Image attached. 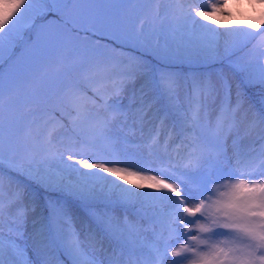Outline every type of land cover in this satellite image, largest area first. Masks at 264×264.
Listing matches in <instances>:
<instances>
[{
	"label": "snow or ice",
	"instance_id": "1",
	"mask_svg": "<svg viewBox=\"0 0 264 264\" xmlns=\"http://www.w3.org/2000/svg\"><path fill=\"white\" fill-rule=\"evenodd\" d=\"M130 2L0 0V54L6 40L10 46L17 40L26 45L25 36L30 40L33 31L37 38L31 49L26 48L30 55L17 72L10 71L6 77L0 63V193L7 153L9 175L26 174L45 192L57 191L68 198L46 200L29 233V213L37 210L36 198L24 204V194L17 190L6 205L0 195V264H264V144L256 163L254 157L246 159L240 143L242 126L247 133L264 125V108L249 119L242 114L239 92L233 102L230 88L222 91L210 77L193 75L189 83L178 73L158 67L216 59L220 55L216 38L222 35L245 38L225 42L228 59L252 40L256 43L250 54L264 58V0H248L255 15L245 18V13H238L241 18L232 20L236 27L228 25L227 33L212 25L225 26L224 20L233 18L231 9L242 7L240 0L232 4L200 0L187 6L178 0L170 12V29L163 25L159 29L163 44L152 43L157 29H149L145 22L128 27L122 6ZM155 14L159 17L160 10ZM97 37H111L116 47L144 48L146 56L116 63V55L93 51L82 61L81 79L65 83L56 100L60 120L68 109L72 135L58 141L57 128L50 126L38 139L31 132L28 139L21 138L13 94L33 88L46 62L63 60L65 53L79 55V45ZM234 70L249 84L264 85V62L237 60ZM138 80H143L139 89ZM129 87L130 105H138L135 118L143 123L153 114L161 126L173 121L164 148L167 152L175 135L183 149L179 159L170 157L153 166L134 161L121 150L114 129L122 130L129 119L118 99ZM181 90L184 101L178 103ZM161 97L168 104L153 113ZM27 114L32 117L30 126L51 123L43 109L30 107ZM160 136L159 130L149 136V154L160 144ZM229 138L232 157L227 155ZM73 201L92 209L91 220L109 241L107 249L101 244L104 260L87 253ZM6 208L7 239L2 231ZM129 208L135 210L136 219L130 218ZM119 209L123 214H118ZM144 220L148 227L141 223ZM148 232L153 239L144 236ZM84 238H94L91 226Z\"/></svg>",
	"mask_w": 264,
	"mask_h": 264
},
{
	"label": "rangeland",
	"instance_id": "2",
	"mask_svg": "<svg viewBox=\"0 0 264 264\" xmlns=\"http://www.w3.org/2000/svg\"><path fill=\"white\" fill-rule=\"evenodd\" d=\"M188 1L189 2L187 4L195 2L193 0H188ZM173 2L174 0H131L130 3L122 6L123 8L122 15L126 18L127 25L130 29L139 26L140 22H137V19L139 17H144L145 19H147L146 21L142 20L141 22H146L147 23L146 25L149 26V29L153 27L157 29V31L153 33L152 35V43L155 44L157 40H159V42L161 43L160 41L161 36L159 35L158 31L161 25H163L165 29H167V27L168 29H170L172 22H171V19L169 20V18H166L165 14L171 12V10L174 9ZM234 2L235 0H229L230 4ZM240 3L242 5L241 8L231 9V11L233 12V18L225 19L224 20L225 26L212 25V27H217L218 31L221 33H227L228 31H230V28L227 27L228 25H232V27H236V25L232 23V20L241 18L238 15V13H245L246 14L245 18H247V15H255V11L248 6V0H240ZM157 9H159L161 12V15L159 17L156 16L155 14ZM159 23L160 25H158ZM248 31H252V30L248 29ZM29 35L32 37V41L27 42L26 45H19L18 44L19 41L17 40V41H13L14 46H10L7 40L5 41V47H4L3 53L0 54V63H2L3 70H4L6 77L8 76L10 71L15 73L23 66V64L27 61L28 56L30 55V52L26 51V48L31 49V46L37 43L35 32L34 31L31 32L29 33ZM25 38H28V36H25ZM100 38H103V40H99V38L89 39L86 42L80 44L79 45V49H80L79 55H77L76 53H65L64 55L66 58L63 60L53 59V60L46 62L45 65L39 70L38 82L33 88H21L18 93L13 94L12 101L14 105V113L18 116L17 123H16V131L18 132L21 138L28 139L29 132H31V136L35 138L36 135L39 134L38 132L39 127L41 131H40V134L37 135L36 138H39L41 135H43L42 131L45 125L30 126L32 117L27 114L28 109L30 107L33 109H43L45 118L49 120H54V114H55L54 110L58 109L56 100L60 94L61 88L63 87L65 83L69 81H75V79L79 80L77 79L78 77H80L79 72L85 69V64L82 61L86 60L87 57L91 55L93 51L103 54L105 56L118 55L112 51L113 46L115 45L111 43V40H112L111 37H100ZM216 39L219 44V50H221V47L225 44L226 41L232 42L233 40H236V39L243 40L245 38L222 35V36H218ZM252 42H253L252 45L245 48L242 56H239V54H236L233 57L235 58L238 57L237 60L240 59L241 62H248L247 60H250L249 58L254 56L253 54H250V50L252 49L256 41L252 40ZM10 52L11 53L13 52L10 55V57L4 59L5 54H8ZM246 55H253V56L246 57ZM124 56H127V54L126 55L120 54L116 56L117 57L116 63H118L119 60H123L124 58L122 57ZM134 60L135 59L131 58V62ZM211 79L214 80V77L212 76ZM222 79L225 80L227 84L229 82V88L231 90V95H233L236 91V86L238 87V85L235 82V79H233L230 76L227 77L225 73ZM131 89L132 88L129 87L127 89V92H130ZM182 93H184L183 90H181L180 95ZM4 99H5V103L7 104L9 100L7 93L5 94ZM121 102L124 108H128L132 106L130 105V103L127 102L126 99H122ZM245 102L246 100L244 102L242 101L243 107L245 106ZM252 111H253L252 109L247 108L248 114ZM129 119L126 124L129 123ZM51 125L52 124H49L48 127H50ZM124 130H125V134L127 135L130 131V125H125ZM114 132H116L118 136L122 135L119 129H114ZM61 133H62L61 129L57 130L56 138H59ZM241 137L242 138H241L240 143L242 145L245 142L244 140L245 135L241 133ZM231 141H232V138H231ZM121 142L122 141L119 139V147L121 148L122 151H124L127 154V156L130 159L134 161H142L146 164H152L153 166H159V164L161 163L159 161L153 162V159H151V157L148 155H144L145 157H143L142 155L137 153L134 149L132 152L124 150V148H122L120 145ZM227 149H228L227 155L229 157H232L233 151H232V148H230L229 141L227 144ZM244 153L246 154V159H248L250 157L248 156L250 153L249 152L247 153L244 152ZM33 154L37 155L36 153H33ZM5 156L6 158H10L7 153L5 154ZM162 162H165V159ZM231 163L232 165L236 164V161L234 158L232 159ZM110 179H115V178L110 177ZM25 181L29 182L28 179ZM13 184H11V186H6V187L3 184V191L2 193H0V195L3 196V199L6 205L9 200L10 195L15 193L14 192L15 189H17L18 187V185L14 186ZM27 184L30 185V183H27ZM23 194H24L23 201L26 204L30 203V200L32 199L33 196L36 198L35 192L29 193L27 191H24ZM38 206H41L40 202H38ZM39 214H40V211L38 210H36L35 213H29V223H28L29 233H31L32 231V226H31L32 219L34 217H38ZM2 223H3L2 231L4 232L5 238L7 239L10 234L9 225H8L10 223V220H9L7 208L5 209V215L3 216ZM144 236L149 240L153 239L151 232L145 233ZM97 245L99 244L97 243ZM84 247L90 256L95 255L98 260L105 259V255L103 254V252L100 251L101 247L98 246L97 247L98 250H96L95 248H90L87 245H84ZM49 259L51 258L49 257Z\"/></svg>",
	"mask_w": 264,
	"mask_h": 264
},
{
	"label": "trees",
	"instance_id": "3",
	"mask_svg": "<svg viewBox=\"0 0 264 264\" xmlns=\"http://www.w3.org/2000/svg\"><path fill=\"white\" fill-rule=\"evenodd\" d=\"M177 3H178V0H174L173 4H174L175 8L177 6ZM167 18H169V20L171 19L170 13H169ZM143 20L146 21L147 19L144 18ZM141 21L142 20H139V21L137 20V22H140V23H141ZM158 25H160V23ZM167 29H168V27H167ZM262 30H264V29H262ZM158 33H159V31H158ZM160 41H161V43H164L162 37H161ZM252 43L253 42L251 41V43H249L248 46L252 45ZM224 45L221 47L220 55L216 59H198V60L193 61L192 63H187V62L179 63V62H176V63H169V64H166V65H160L158 67L163 68V70H165V71L178 73L180 75L181 79H182V74H184L185 76H191V77L193 75L198 76V77L199 76L209 77V75L212 74V73L216 74L218 70L221 71V72L228 73L230 75H234V77H236V79H237L235 82H236V84L239 87L238 92H239L240 96L243 97V98L246 97L245 98L246 99V107L253 110L252 113L249 116V119H251L252 117L258 115L260 113V110L262 108H264V85L249 84L247 82V80L245 79V77L243 76V74H241L240 72L234 70V62L238 59V57H236V58L232 57L231 59H228L224 55V52H223ZM124 47L126 49V53H127L128 57L131 56L133 59H136L141 54H144L146 56L144 48H141L139 51H137V46L136 45L125 44ZM244 50L243 51H237L236 54H239V56H242ZM253 55H246V57L253 56V57L249 58L250 60H247L248 62L249 61H253V60H255L256 62H264V58L259 57L258 55H255V54H253ZM158 75H159V73H157V77H158ZM142 82H143V80H138L137 81V85H136L137 89H139V86H140V84ZM219 86L221 88H223L225 85L219 83ZM131 93H132V91H131ZM130 96L131 95H129L128 97H130ZM236 96H237V94L234 95L233 100H236ZM167 104H168L167 98L166 97H161L159 99V102L155 105V108L153 109V111L156 108H162V107L166 106ZM137 108H138V105H135V110L136 111L134 113H132V116H130L129 122H131V123L133 122L134 124H140L141 125L142 122L139 119L135 118L136 114H137ZM161 115H163V114L161 113ZM145 122L147 123V125L152 130L156 129V128H159V127H163L162 131H160L161 133L164 132V130H166L167 127L172 128V125H173V121L171 119H169L164 126H161L160 123H159V120H156V119L153 118V114H149V117L146 118V120L143 123H145ZM251 131H254V132H252V136L249 139L250 140L249 144L255 145V144H257L258 141L262 140L264 127L262 125H258L256 128H254ZM130 132L132 133V135H135V132H137V130L132 129ZM160 145L163 146L164 143H162ZM160 145L155 146L154 149L156 151H158V152H164V150L161 149ZM123 146L128 147L125 143H123ZM4 160H6V159H4ZM3 175L5 177L9 178L10 180L12 179L13 183L15 185L19 186L18 187L19 189H22V188L28 189L27 192L30 193V192L34 191L35 193H38V195L42 196V194L37 189L36 190L34 189L35 188L34 185H31L32 187H29L30 185L27 184L29 182H26L24 180V178H28V177H26V174H24L25 175L24 178H22V177L21 178L20 177L16 178L15 176H13V174L9 175L8 173H5V172H3ZM143 191L147 192V191H150V190L149 189H144ZM50 196L51 195L46 196V199L47 200L48 199H52ZM65 199H68V198L66 197ZM38 200H39L38 202L41 201V199H38ZM43 200H45V199H43ZM74 208H80L78 206V202H75V201L72 202V210ZM94 225L95 224L82 226L81 229L88 230L89 226H91V228L93 230V233H96L97 229H96V227Z\"/></svg>",
	"mask_w": 264,
	"mask_h": 264
},
{
	"label": "bare ground",
	"instance_id": "4",
	"mask_svg": "<svg viewBox=\"0 0 264 264\" xmlns=\"http://www.w3.org/2000/svg\"><path fill=\"white\" fill-rule=\"evenodd\" d=\"M158 78V77H157ZM52 126V125H51Z\"/></svg>",
	"mask_w": 264,
	"mask_h": 264
}]
</instances>
